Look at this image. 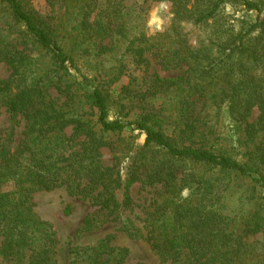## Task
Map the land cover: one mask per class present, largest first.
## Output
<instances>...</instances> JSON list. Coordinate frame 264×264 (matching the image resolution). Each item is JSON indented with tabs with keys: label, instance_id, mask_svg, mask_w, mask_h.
Listing matches in <instances>:
<instances>
[{
	"label": "trees",
	"instance_id": "1",
	"mask_svg": "<svg viewBox=\"0 0 264 264\" xmlns=\"http://www.w3.org/2000/svg\"><path fill=\"white\" fill-rule=\"evenodd\" d=\"M31 1L0 0L23 44L47 60L36 68L24 49L0 36V64L10 70L0 79V109L9 121L0 131V254L16 264H55L57 236L33 211L34 193L63 187L89 199L97 212L82 231L102 223L98 213H114L121 172L102 164L100 150L110 146L107 135L129 129L143 133L144 142L125 176V199L140 177L161 189L147 236L161 264H264V245L257 250L248 241L264 236V0H153L170 2L172 21L152 42L130 38L121 9L109 0H43L50 10L44 16ZM225 1L244 12L237 28L220 13ZM251 12L255 20H248ZM184 25L209 28V36L192 44ZM117 39L127 41L136 66L146 69L150 53L162 68L182 73L152 74L144 91L130 76L113 101L107 87L114 74L90 78L81 67ZM50 88L66 102L58 104ZM133 109L134 121L122 118ZM235 193L246 201L236 212L224 205ZM130 225L124 220L122 229L135 237ZM111 241L74 248V262L129 264L128 250Z\"/></svg>",
	"mask_w": 264,
	"mask_h": 264
},
{
	"label": "rangeland",
	"instance_id": "2",
	"mask_svg": "<svg viewBox=\"0 0 264 264\" xmlns=\"http://www.w3.org/2000/svg\"><path fill=\"white\" fill-rule=\"evenodd\" d=\"M100 0L101 3H115L113 7L121 9L122 18L125 23V28L130 35V38L143 35L146 39L152 41L158 40V36L162 34L172 21V9L170 2L153 1V0ZM107 2V3H106ZM30 7L41 16L49 13V8L43 0H32L29 3ZM220 13L224 20L228 23H235V27L239 26L236 23L240 20L244 12L236 3L225 1L220 5ZM248 20H255L256 13L251 12L247 15ZM184 32L187 34L190 43L195 44L199 39L204 40L209 36V28L193 29L189 25H184ZM0 36L6 37L11 43L19 45L17 48L24 49L25 53L30 58L34 59L35 67L41 69L47 65V60L37 53L31 45L23 44V39L19 31L12 26L11 18L8 12L0 6ZM110 42L106 41L103 44L108 46L107 51L98 54L93 61L90 58H84L86 62L82 65L83 71L87 76L92 78L101 74L105 80H109L114 74V80L107 88L116 100L121 88L130 82V76L138 80L139 89L144 91L150 84V75L156 74L161 78H169L182 73L180 69H165L162 68L159 59L154 58L150 53L146 54L149 59V66L145 69L143 66H136L133 63L132 57L127 53V41L117 39ZM97 52V51H96ZM94 54H97V53ZM49 62V61H48ZM10 74L9 68L5 64H0V79H7ZM51 75V74H50ZM76 87V86H75ZM50 96L56 100L58 104H64L66 98L54 88H50ZM76 105L82 111L90 115L87 105L81 99V103ZM127 107H131L127 100L122 101ZM119 104L113 103L110 111V117L116 118L118 115ZM129 111V109H127ZM126 111L122 112L125 114ZM137 116V110L133 109L127 113L126 117H122L126 121H134ZM256 116V114H255ZM94 120L93 116H87ZM120 117V116H119ZM224 121V122H223ZM225 123V119H223ZM23 124L19 125V131ZM9 126L8 115L4 109H0V131L4 135ZM106 140L109 141L108 148H102L101 161L106 167H114L116 171L121 172V183L119 189L116 190L117 208L114 213L107 215V212L98 213V220L102 222L96 228L82 231L84 219L95 212V208L89 199L69 196L66 190L61 187L50 192H37L31 196L33 211L43 221L50 223L56 233L58 244L56 246L55 264H76L74 262V248L77 247H93L102 239L111 237L113 246L125 248L128 250L127 262L129 264H161L159 257L152 248V242L148 236V222L153 215H156L158 200L162 192L159 187H150L143 183V178L140 177L130 189L127 191L128 201L125 199L124 180L128 169L137 162L141 157V146L144 142V135L139 131L123 132L119 135H107ZM223 145L231 147L225 140ZM142 162V161H140ZM203 174V170H199ZM212 174L206 173V176ZM231 186L235 185L234 181H230ZM241 182V181H240ZM240 194L235 193L233 196L226 197L224 205L231 207L233 211L240 208V203L245 201V198L238 200ZM246 202V201H245ZM244 202V204H245ZM129 220L132 226V232L135 237H130L122 229V222ZM98 224V223H97ZM249 243H252L257 250H260L264 245V236H253L249 238ZM1 242V239H0ZM0 264H16L15 261L5 258L0 254Z\"/></svg>",
	"mask_w": 264,
	"mask_h": 264
}]
</instances>
